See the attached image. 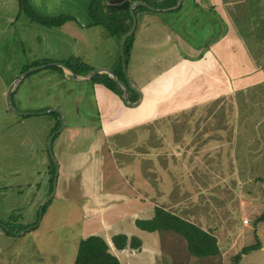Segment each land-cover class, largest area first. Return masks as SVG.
I'll use <instances>...</instances> for the list:
<instances>
[{
  "label": "rangeland",
  "instance_id": "rangeland-1",
  "mask_svg": "<svg viewBox=\"0 0 264 264\" xmlns=\"http://www.w3.org/2000/svg\"><path fill=\"white\" fill-rule=\"evenodd\" d=\"M25 3L21 9L18 0H0V264H73L82 237L95 233L111 245L110 237L121 232L141 239L138 250L130 248L135 253L110 246L121 264H231L241 247L257 241L261 247L235 264H264V219L255 221L264 212V81L241 76L240 47L234 46L236 61L229 63L236 69L227 80L216 79V87L201 93L186 88L181 91L191 93H183L187 102L171 97L140 125L104 130L100 124L115 101L100 96L94 80H74L57 63L78 75L106 68L132 80L130 51L123 68L120 37L105 24L110 11L95 0ZM58 15L71 19L59 25L39 20ZM240 21L230 31L244 35L245 43L251 37ZM256 22L257 36L264 20ZM220 25L217 34L226 31ZM193 27L187 23V29ZM253 48L247 46L250 53ZM36 65L44 66L28 71L11 93L17 113L7 109L8 86ZM229 84L233 93L224 89ZM55 108L59 112H46ZM135 110L136 117L148 113L147 107ZM61 119L63 127L51 142L54 163L47 140ZM112 183L129 205L139 200L137 208L141 201L147 208L131 207L121 223L110 213L109 228L98 230L87 198L110 193ZM111 197L103 203H113ZM155 206L212 232L219 253L196 257L175 231L162 233L159 243L157 231L136 227L135 218L151 217ZM17 228L30 229L16 235Z\"/></svg>",
  "mask_w": 264,
  "mask_h": 264
},
{
  "label": "crops",
  "instance_id": "crops-1",
  "mask_svg": "<svg viewBox=\"0 0 264 264\" xmlns=\"http://www.w3.org/2000/svg\"><path fill=\"white\" fill-rule=\"evenodd\" d=\"M101 3H104V0ZM170 9H178V12H173L166 18H159L158 11H153L154 14L148 8L134 13L136 24L128 56L130 64L128 74L132 78L129 81L133 88H127V97L131 102L137 100V92L134 90L136 88L140 92L139 101L134 106L127 105L125 107L121 104L123 100H120L117 93L97 83V93H100V96L104 95L108 102L114 103L115 101V107L110 108V113L104 115L105 121L100 124L104 130L108 128L117 130V126L126 128L135 124L140 125L151 119L155 109L171 97H173L172 102H176V98L178 103L180 101L187 102L185 95H191V93L181 91L186 88H193L197 93H201L202 89L216 87L215 84L213 85L216 79L218 80L219 77L221 80L228 79L227 76H230L231 72L236 69L229 67L231 61H236L232 58L236 45L242 50L239 51L240 58L236 61L238 67L244 70L241 76L253 75V77L259 78L257 81H264V39L260 36L262 33L264 35V26L262 27L261 24V32L257 36L254 30L256 21L259 19L260 23L264 20V0H181L177 8ZM261 13H263L262 17H260ZM200 14H202L201 18ZM240 20L243 21L244 29L249 30L247 34L251 37V40L245 43H242L245 40H241L245 37L244 35L234 34L230 31L235 25H238ZM181 21L182 23H180ZM190 21L194 27L187 29V23ZM220 23H225L227 28L225 33L217 34L216 27H224ZM160 32L163 34L164 41H161V36L158 35ZM248 45H254L251 53L247 50ZM253 59L258 62L251 63L250 60ZM85 75L80 74L79 76ZM121 80L126 83V76ZM229 80L233 81V77ZM224 83L225 86L228 85L227 81ZM224 89L227 93H233L234 87L232 88V85L229 84V87ZM176 94L177 96L174 97L173 95ZM231 95L229 94V96ZM141 107L143 110L147 107L148 113L144 117L134 116L133 111ZM117 110L120 115L115 113ZM124 112L128 113L127 118L123 117ZM115 185L112 183L113 191L108 194L98 193L94 201L87 198L88 202L92 204L91 207H94L91 216L92 222L95 223L93 226L95 229L109 228L108 216L110 213H115V220L121 223L120 221L127 213L147 208V202L143 205V201L137 208L139 200L134 205H129L127 200L121 199L122 192L114 190L116 189ZM126 189H128L127 186ZM107 196H113L109 198L110 200L116 199L111 204H104L103 200L105 201ZM151 204L153 203L151 202ZM123 205H126L127 209L123 208ZM131 207L135 209L131 211ZM168 232L172 231H157V239H160L162 233L168 235ZM110 246L112 249L131 252L129 247L117 249L112 242L109 249H111ZM131 253H135V251ZM212 256L215 255L205 257Z\"/></svg>",
  "mask_w": 264,
  "mask_h": 264
},
{
  "label": "trees",
  "instance_id": "trees-1",
  "mask_svg": "<svg viewBox=\"0 0 264 264\" xmlns=\"http://www.w3.org/2000/svg\"><path fill=\"white\" fill-rule=\"evenodd\" d=\"M21 9L26 5V0H18ZM101 6H105L102 0H95ZM132 1V0H130ZM145 3L155 8H171L176 4V0H142ZM98 3V4H99ZM147 9L143 5H137L133 12ZM110 11L109 19L105 24L109 27H114V32L120 37L128 30L125 26V21L120 17L125 15L129 25L131 24V16L127 9H107ZM39 16V15H38ZM71 19L69 15H58L53 17L40 16L39 20L46 25H59L66 20ZM133 34L128 36L124 43V62L127 61V56L130 51ZM91 68H86L88 72ZM76 72V71H75ZM86 72V73H87ZM116 72V71H115ZM118 78H122V74L116 72ZM92 80L109 88L111 91L121 94L119 85L110 78L106 73H97ZM57 127V126H56ZM55 127V128H56ZM57 134L53 136L56 137ZM52 138V139H53ZM264 212L255 220H263ZM134 223L136 227L146 231L172 230L180 234L186 241L187 250L196 257H205L209 255H216L219 253V245L216 236L200 227L199 225L169 211L160 206H155L153 215L148 218H135ZM6 224V223H5ZM7 225V224H6ZM9 226V225H8ZM10 229H14L10 227ZM21 228H17L20 230ZM111 241L117 249L126 247L139 249L141 246V239L135 235L127 236L124 233H116L111 236ZM260 243L257 241L253 244H248L240 248V250L233 255L232 263L235 264L243 253L250 250L260 248ZM73 264H121L116 255L109 251L107 241L98 234H88L82 237L77 243V250L74 257Z\"/></svg>",
  "mask_w": 264,
  "mask_h": 264
},
{
  "label": "water",
  "instance_id": "water-1",
  "mask_svg": "<svg viewBox=\"0 0 264 264\" xmlns=\"http://www.w3.org/2000/svg\"><path fill=\"white\" fill-rule=\"evenodd\" d=\"M180 2L181 0H176V4L171 7V8H177L179 5H180ZM137 5H143L145 6L146 8H148L149 10H152V11H162V10H165V9H170V8H155L153 6H150L149 4L145 3L144 1L142 0H107V2L105 3V8H108V9H127L128 10V13L129 15L131 16V24L129 25L127 19H126V16L123 15L121 16L120 18L122 20L125 21V26L128 27V30L126 32H124L121 36H120V41H119V46H120V55H121V61H122V65H123V68H124V43H125V40L128 36H130L131 34H133V31H134V28H135V24H136V18H135V14L133 12L134 8L137 6ZM58 65H61L64 70H67V72L69 73V76L71 78H73L74 80H77V81H89L91 80L97 73H106L110 78H112L117 84L120 85V88H121V98L122 100L127 103L128 105H136L139 101V96H140V92L138 89L134 88V90L137 92V100H135L134 102H131L129 101L128 97H127V88L128 87H132L131 86V83L129 81V79L126 77V83L122 80H119V78L116 76V74L114 73L113 70H110V69H106V68H95L93 70H91V72L85 76H79L78 74H76L75 72H73L71 69H69L68 67H66L65 65L63 64H60V63H57ZM44 65H36L34 67H31L29 69L26 70V72H24V74L20 75L19 77H17L7 88L6 92H5V103H6V106H7V109L13 111V112H16L12 106V103H11V93L12 91L14 90L16 84L18 83V81L20 79H22V77L30 70H33V69H36L38 67H43ZM133 88V87H132ZM50 111H58L56 108L55 109H49L47 110L46 112H50ZM27 113V112H26ZM60 126L58 129L54 130L48 137V140H47V147H48V150H49V153H50V156L51 158L54 160V163H55V159H54V156L52 154V151H51V142H52V138L55 134H57L61 128L63 127V121L61 119L60 121ZM55 177V176H54ZM53 195V192L42 202V205L49 199V197H51ZM40 215V213H39ZM26 229H30V228H26ZM26 229H22L20 231H15L14 233L16 235H19L21 233H23Z\"/></svg>",
  "mask_w": 264,
  "mask_h": 264
},
{
  "label": "built area",
  "instance_id": "built-area-1",
  "mask_svg": "<svg viewBox=\"0 0 264 264\" xmlns=\"http://www.w3.org/2000/svg\"><path fill=\"white\" fill-rule=\"evenodd\" d=\"M246 221H247L246 219H243V223H246Z\"/></svg>",
  "mask_w": 264,
  "mask_h": 264
},
{
  "label": "flooded vegetation",
  "instance_id": "flooded-vegetation-1",
  "mask_svg": "<svg viewBox=\"0 0 264 264\" xmlns=\"http://www.w3.org/2000/svg\"><path fill=\"white\" fill-rule=\"evenodd\" d=\"M106 2H107V1H106ZM106 2H105V3H106Z\"/></svg>",
  "mask_w": 264,
  "mask_h": 264
}]
</instances>
